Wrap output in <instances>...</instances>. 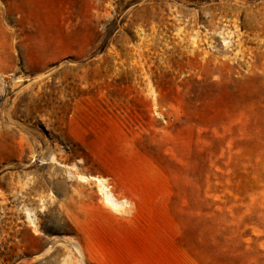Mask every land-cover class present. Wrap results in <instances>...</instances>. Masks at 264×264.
<instances>
[{
  "label": "rangeland",
  "instance_id": "obj_1",
  "mask_svg": "<svg viewBox=\"0 0 264 264\" xmlns=\"http://www.w3.org/2000/svg\"><path fill=\"white\" fill-rule=\"evenodd\" d=\"M0 264H264V0H0Z\"/></svg>",
  "mask_w": 264,
  "mask_h": 264
},
{
  "label": "bare ground",
  "instance_id": "obj_2",
  "mask_svg": "<svg viewBox=\"0 0 264 264\" xmlns=\"http://www.w3.org/2000/svg\"><path fill=\"white\" fill-rule=\"evenodd\" d=\"M81 179L93 180L97 184L98 189L104 198L103 199L104 202L106 204H108L109 206H112V207L117 208V209L118 208L123 209L124 207H126L128 205V202L125 200L124 201L117 200V198L113 195V193L110 191L109 187L107 186L105 179H102L101 177H87V178H85L84 176L81 177Z\"/></svg>",
  "mask_w": 264,
  "mask_h": 264
}]
</instances>
